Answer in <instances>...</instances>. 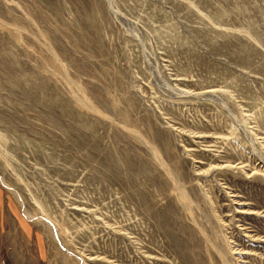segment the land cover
Masks as SVG:
<instances>
[{
	"label": "rangeland",
	"instance_id": "rangeland-1",
	"mask_svg": "<svg viewBox=\"0 0 264 264\" xmlns=\"http://www.w3.org/2000/svg\"><path fill=\"white\" fill-rule=\"evenodd\" d=\"M0 264H264V0H0Z\"/></svg>",
	"mask_w": 264,
	"mask_h": 264
}]
</instances>
